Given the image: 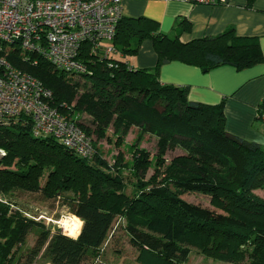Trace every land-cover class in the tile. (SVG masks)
I'll return each mask as SVG.
<instances>
[{"label":"trees","instance_id":"16d2710c","mask_svg":"<svg viewBox=\"0 0 264 264\" xmlns=\"http://www.w3.org/2000/svg\"><path fill=\"white\" fill-rule=\"evenodd\" d=\"M187 28L182 21L169 37L145 18L120 21L112 43L116 53L135 54L144 40H150L158 56L153 69H132L116 53L102 58L85 51L81 59L90 74L72 77L33 54H9L16 68L52 91L53 106L73 118L96 148L92 161L82 159L52 137H33L28 119L0 130V150L5 151L0 158V193L8 204L18 191L41 193L46 199L68 193L77 219L68 235L75 236L82 222L75 238L60 231L41 232L30 260L44 248L50 264H82L98 255L115 219L122 218L139 264H185L190 248L235 264L243 247L261 259L253 264H264V199L254 193L264 192V146L225 131L223 101L191 102L187 87L158 80L164 60L208 71L220 66L243 70L264 58L256 38L239 37L232 27L181 43L179 36ZM263 115L264 101L258 118ZM133 127L157 139L156 172L143 181L150 160L146 152L136 153L130 170L137 182L128 196L117 193L124 187L121 169L128 166L109 167L96 145L109 130L120 141ZM176 149L183 154L164 165L163 157ZM186 193L210 197L214 210L184 201ZM38 225L9 205L0 206V264H11Z\"/></svg>","mask_w":264,"mask_h":264},{"label":"built area","instance_id":"2783aa9c","mask_svg":"<svg viewBox=\"0 0 264 264\" xmlns=\"http://www.w3.org/2000/svg\"><path fill=\"white\" fill-rule=\"evenodd\" d=\"M122 1L0 0V130L11 122L28 119L33 137H52L78 157L94 159L93 139L73 118L53 106L50 89L16 68L8 56L16 51L33 54L68 76L90 74L81 55L87 51L90 56L99 54L107 58L116 53L112 43L123 19ZM183 1L198 5L228 4V0ZM0 155L5 152L0 150ZM1 205L14 210L0 193ZM22 214L34 221L43 218L41 214L38 218ZM62 233L66 235L65 231Z\"/></svg>","mask_w":264,"mask_h":264},{"label":"crops","instance_id":"0c3cea01","mask_svg":"<svg viewBox=\"0 0 264 264\" xmlns=\"http://www.w3.org/2000/svg\"><path fill=\"white\" fill-rule=\"evenodd\" d=\"M122 14L123 19L153 21L159 32L169 37L175 35V29L184 21L189 28L180 34L181 43L216 36L232 27L239 37L256 38L264 58V0H228L226 5H198L183 0H123ZM115 56L132 69H153L158 63L150 40H144L135 54L117 52ZM158 80L164 85L187 87V99L191 102L218 105L223 101L225 131L264 146V120L258 118V106L264 101V62L243 70L220 66L206 72L179 62H161Z\"/></svg>","mask_w":264,"mask_h":264},{"label":"rangeland","instance_id":"374dc122","mask_svg":"<svg viewBox=\"0 0 264 264\" xmlns=\"http://www.w3.org/2000/svg\"><path fill=\"white\" fill-rule=\"evenodd\" d=\"M78 77V76H72ZM133 129V131L131 130ZM130 136L128 133L120 141H117V136L112 134V131L107 132V138L97 143L96 147L99 150V157L109 167H113L115 164L122 167L126 164L127 169H121L122 176L124 178V187L117 193H124L130 196L133 190V184L136 183V178L133 172L130 170L134 155L138 152H146L149 156V167L143 178V181H149L154 177L156 170L155 157L157 148V139L151 135L140 132L137 128L133 127ZM5 152V151H4ZM183 152L179 149L174 151H168L163 157L164 165H166L172 158L182 155ZM1 156V155H0ZM3 157V156H2ZM1 158V157H0ZM15 165L11 166V169ZM254 193L260 198L264 199V192L256 190ZM12 199L11 205L14 207V211H17L21 215L27 213L33 218H38V214H41L43 218L35 221L39 224L37 227H33L29 235L27 236L24 244L18 248L11 264H50L47 257L44 255V248H42L39 254L33 257L31 260L29 252L35 245V241L39 234L43 231H48L50 235H53L56 231L63 232L65 229L62 226L63 221L68 224L72 223L74 215L71 213L72 194H62L59 197L53 199H46L41 193H28L24 191H18L10 195ZM184 201L199 205L203 208L214 210L211 204V198L201 194L186 193L181 197ZM221 213L220 210H215ZM71 222V223H70ZM82 224L79 225V229L75 236H69L72 238L77 237L81 229ZM125 221L122 218H116L112 229L108 235L106 242L98 251V255L95 257L89 256L88 259L82 264H139L137 259V252L130 244L128 236L124 230ZM73 228V227H72ZM66 235L70 232H66ZM241 255L236 260L235 264H253L254 261H260L259 258L253 256L251 249L243 247L240 249ZM264 261V258L262 259ZM185 264H229L223 261L213 260L207 258L201 254L195 248H190L187 262ZM234 264V263H233Z\"/></svg>","mask_w":264,"mask_h":264},{"label":"bare ground","instance_id":"6f19581e","mask_svg":"<svg viewBox=\"0 0 264 264\" xmlns=\"http://www.w3.org/2000/svg\"><path fill=\"white\" fill-rule=\"evenodd\" d=\"M76 222H77L76 217H73L72 218V223L70 222L71 224H68L67 222L63 221L62 226H63V228L65 229L66 232H71L73 230Z\"/></svg>","mask_w":264,"mask_h":264},{"label":"water","instance_id":"95a60500","mask_svg":"<svg viewBox=\"0 0 264 264\" xmlns=\"http://www.w3.org/2000/svg\"><path fill=\"white\" fill-rule=\"evenodd\" d=\"M167 62H168L167 60H164L163 64H166ZM203 72H206V70H203Z\"/></svg>","mask_w":264,"mask_h":264}]
</instances>
